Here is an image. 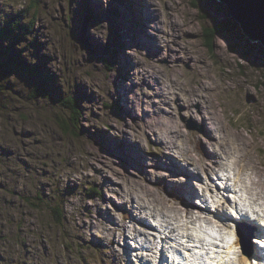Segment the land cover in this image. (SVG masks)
Returning a JSON list of instances; mask_svg holds the SVG:
<instances>
[{"label":"rangeland","instance_id":"rangeland-1","mask_svg":"<svg viewBox=\"0 0 264 264\" xmlns=\"http://www.w3.org/2000/svg\"><path fill=\"white\" fill-rule=\"evenodd\" d=\"M34 2L0 0V63L12 59L0 67V264H170L158 260L164 231L169 256L238 239L228 263L254 264L255 236L208 231L177 206L206 199L205 214L228 224L222 207L264 213L242 184L251 171L264 182L261 44L217 0Z\"/></svg>","mask_w":264,"mask_h":264},{"label":"bare ground","instance_id":"bare-ground-1","mask_svg":"<svg viewBox=\"0 0 264 264\" xmlns=\"http://www.w3.org/2000/svg\"><path fill=\"white\" fill-rule=\"evenodd\" d=\"M224 1H231V0H223L222 2H224ZM228 24V23H227ZM222 27H224V26H222ZM224 29H225V27H224ZM260 44H261V47H264V43H261V42H259ZM240 160L239 161H242L243 159H242V157H238ZM246 168L248 169V168H250V167H247L246 166ZM264 167H262V168H259V170L260 169H263ZM255 170V169H254ZM252 173H253V175H252ZM255 173H257V172H255ZM250 176V177H249ZM256 175L254 174V172L253 171H251V173H248L245 177H244V179H243V181H242V184H243V188H245L246 189V191H247V193H248V195H250L252 198H254L255 199V201L257 202V201H259V202H262V204L264 205V182L263 181H261L260 179H258V178H256L255 177ZM248 178H249V181H248ZM226 180H227V182L228 183H231L230 181V177H226ZM227 188V187H226ZM250 188H251V190H250ZM253 189V190H252ZM186 191H190V189L188 188V189H186ZM249 191L251 192V193H249ZM156 198V197H155ZM187 198H189V197H187ZM179 199H181L182 201H183V199L182 198H179ZM198 199V198H197ZM198 200H200V198L198 199ZM196 203H199V202H196ZM196 203H195V205H196ZM157 204H159V205H162V206H159V207H163V206H167L166 204H165V201H163V202H157ZM185 205H186V207L187 208H181V207H179L180 205H178L177 207H178V211L179 212H183V214H184V216L185 217H188L189 219H190V221L192 222V223H200V224H205L206 226H205V229L206 230H208V231H211L213 228H214V226H212V224H216L220 229H224V230H227V229H230L231 228V224H228V223H226L224 220H222V219H220V218H216L215 220L214 219H212V218H210V217H208L206 214H205V212L204 211H207V208L209 207L208 205H207V200L205 199V202L204 203H202V205L204 206V210L203 209H201L200 211L199 210H196V208H195V206L194 207H189L188 205H189V201L187 200V201H185ZM198 205H201V204H198ZM137 206V205H136ZM223 208V207H222ZM140 210V209H139ZM256 211V210H255ZM250 213H254V211L253 210H251L250 209ZM178 214V213H177ZM241 219V224H242V229L245 231V232H247V233H249V231L247 230L248 228H245V226L243 225L244 223H245V221L247 220V219H249L247 216H245V218L244 219H242V217L240 218ZM155 221V220H154ZM252 223H254V224H257L255 221H252V220H250ZM155 222H157V224H158V221H155ZM150 225H151V227L153 226L151 223H150ZM151 227L149 228V230L151 231V237L150 238H154L153 237V235H155V234H153L152 233V229H151ZM159 227V226H158ZM217 227V228H218ZM232 229V228H231ZM161 230V229H160ZM239 230H241V228L239 229ZM192 231V230H191ZM193 231H195V230H193ZM141 232H142V236L144 237V238H146L145 237V233L146 232H148L147 230H141ZM181 232V231H180ZM233 232H234V234L236 235V231L235 230H233ZM183 233V232H182ZM164 239H162L161 241L164 243V247H167V245H168V240L169 239H171V237L172 236H169V235H167L166 233H165V231H164ZM240 234H241V232H240ZM243 235V234H242ZM264 235V234H263ZM177 237V236H176ZM186 238H188V239H191L192 238V235L190 236L189 234L188 235H186L185 236ZM202 238V237H201ZM207 238V237H206ZM159 241V240H158ZM157 241V242H158ZM166 241H167V243H166ZM176 243V242H175ZM180 243V242H179ZM238 239H236L233 243H228L227 244V246H221V247H225V252L224 251H222V254L220 253L221 251L219 250V251H215V249H213V247H212V249H208V250H204V252L202 253V256H200V255H198L197 253H194V254H189V253H187V252H184L183 253V251L182 252H180L179 254V257L178 256H176V257H174V261H175V263L176 264H227V262H230L229 261V258H230V256H229V254H231V252L230 251H232L233 250V248H235V246L236 245H238ZM177 245V244H176ZM176 245H174L175 247H176ZM169 246V245H168ZM171 246V245H170ZM192 247V246H191ZM196 247H198V246H195V248ZM209 247H211V246H209ZM262 247V245H260V248ZM178 249V248H177ZM176 249V251L178 252L179 250H177ZM127 250V249H126ZM251 250H253V249H250V252H249V249H248V253H251L252 254V252H251ZM200 252H201V249L199 250ZM228 251V252H227ZM154 253H156L157 254V252H155V251H153ZM189 252V251H188ZM170 253V252H169ZM189 254L187 257H185L184 256V254ZM227 253H228V255H227ZM134 254H136V253H134ZM262 254V252H260V254H258V256H260ZM131 255V254H130ZM141 255V254H140ZM126 256V253L124 252V257ZM167 256L169 257V255L167 254V253H165L164 252V254L163 253H160L159 254V257H158V259L161 261V260H163V259H167ZM140 257V256H139ZM154 258V257H153ZM252 258H253V256H252Z\"/></svg>","mask_w":264,"mask_h":264},{"label":"water","instance_id":"water-1","mask_svg":"<svg viewBox=\"0 0 264 264\" xmlns=\"http://www.w3.org/2000/svg\"><path fill=\"white\" fill-rule=\"evenodd\" d=\"M217 1L227 7L230 18L239 25L242 35L249 42L264 43V0ZM88 21L86 18L79 33L81 41L88 29Z\"/></svg>","mask_w":264,"mask_h":264},{"label":"trees","instance_id":"trees-1","mask_svg":"<svg viewBox=\"0 0 264 264\" xmlns=\"http://www.w3.org/2000/svg\"><path fill=\"white\" fill-rule=\"evenodd\" d=\"M34 1H35L34 4L37 3V0H34ZM35 7H36V5H33V8H35ZM25 12H27V11H25ZM21 26H22V14H17L4 26L3 31H2L4 39L9 38V40H10L12 37H14L16 35L17 31L21 28ZM219 27L220 26H216L215 28L206 30V33L203 34L204 44H206V47L209 50H211L212 47H213V41H214L215 36L218 33L222 32V30L218 29ZM31 28H32V23L30 21L26 31L24 32V34L21 35V37L23 38V36L25 34L31 32ZM1 52H2L0 54L1 56L3 54L4 55L6 54V56H7V53H5V50H2ZM7 61L9 63H11L12 59L7 60ZM1 65L2 64L0 63V66ZM62 106L69 113V115L72 116V119H74V121H76V120H78L80 118V114H79L78 109H77L78 107H77L76 103L74 102V100L71 99V97H67L65 100H63ZM87 191H88L89 195L90 194H93V195L96 194L95 196L99 195L98 193H95L93 191V188L87 189ZM60 211H62V209H60L59 206H57L54 209H52V212L54 214L53 219L55 220V222L58 220V217L60 215Z\"/></svg>","mask_w":264,"mask_h":264},{"label":"snow or ice","instance_id":"snow-or-ice-1","mask_svg":"<svg viewBox=\"0 0 264 264\" xmlns=\"http://www.w3.org/2000/svg\"><path fill=\"white\" fill-rule=\"evenodd\" d=\"M241 227H242V225H241Z\"/></svg>","mask_w":264,"mask_h":264}]
</instances>
